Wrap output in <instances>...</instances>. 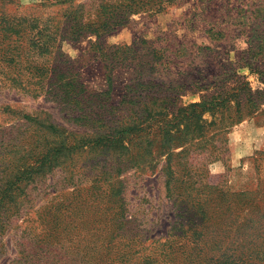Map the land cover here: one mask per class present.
Masks as SVG:
<instances>
[{
	"label": "rangeland",
	"instance_id": "obj_1",
	"mask_svg": "<svg viewBox=\"0 0 264 264\" xmlns=\"http://www.w3.org/2000/svg\"><path fill=\"white\" fill-rule=\"evenodd\" d=\"M247 63L264 70V0H0V264H264ZM58 139L53 168L4 179Z\"/></svg>",
	"mask_w": 264,
	"mask_h": 264
},
{
	"label": "trees",
	"instance_id": "obj_2",
	"mask_svg": "<svg viewBox=\"0 0 264 264\" xmlns=\"http://www.w3.org/2000/svg\"><path fill=\"white\" fill-rule=\"evenodd\" d=\"M248 67L249 71L251 74H256L257 76L260 77V80L262 81V83L264 84V70L259 71V69L257 68H253L252 65H249L248 63L245 65ZM234 97L241 99V97H244V99L246 97H253L252 101L248 100V102H245L244 105H242V107L239 109L238 114L239 116L237 117V122H239L242 118H243V113L244 111H241V109L243 107H245L246 104L251 103V107L253 108H257L260 105H264V89L261 91H256L254 93H251L250 88L248 87V85H246V83H242L239 84V86L235 89L234 91ZM229 102L228 100V94H224V95H219L216 97H212L211 99L207 100V99H202V101L200 103H195L190 105L189 107V111L186 112L184 111V115H186V120L188 122H192L193 120H195V117H193V115L197 112H205V111H210L211 109L217 108V107H227V103ZM23 119H25L26 121H32L34 118L37 119L36 121H38L37 117H32L29 116L27 114H23L21 116ZM20 117V118H21ZM182 120V119H181ZM41 123H39L38 125H40ZM123 132H126L125 130H123ZM0 134H2L3 136H6L5 131H0ZM67 141H69L68 139H58L57 141L51 143L53 144L54 147L49 148V147H43L42 150H40L39 153H45L44 156H41L40 158L38 157L37 161L35 163H33L31 166H25V161H22L21 163H19L20 160H23L25 155L20 156V158L18 159L17 164H15L14 166H12L15 162H13L11 165H9V167H11L9 169V167H7V170H12V172H10L9 174H5L4 179L8 180L12 177L13 175V179L17 178L19 176V180H22L25 178V176L27 175V172L29 171H33L34 173H41L42 170L46 167V168H53L54 164H56L57 160L59 157H62L63 155H67V153H70L71 151L74 150L73 146H69L67 144ZM103 141L105 142H112L110 140L107 139H103ZM17 145L12 144L11 141L7 142V146L6 148H15ZM19 151H10V153H18ZM26 153H29V151H24ZM34 153V154H35ZM42 153V154H43ZM41 154V155H42ZM261 169V168H260ZM259 170V173H261V170ZM262 172H264V167H262ZM18 175V176H17ZM8 178V179H7ZM12 179V180H13ZM8 183H11V181H8ZM8 183L6 182L5 184L8 185ZM11 186V184H10ZM12 189H6L3 190L2 192H0V198L3 199L5 196H7L8 194H11ZM1 208V206H0Z\"/></svg>",
	"mask_w": 264,
	"mask_h": 264
}]
</instances>
